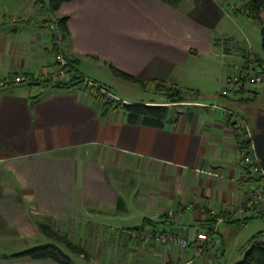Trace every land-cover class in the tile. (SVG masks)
Segmentation results:
<instances>
[{
	"label": "crops",
	"instance_id": "0c3cea01",
	"mask_svg": "<svg viewBox=\"0 0 264 264\" xmlns=\"http://www.w3.org/2000/svg\"><path fill=\"white\" fill-rule=\"evenodd\" d=\"M243 5L68 0L52 9L49 0H0V79L48 76L56 53L49 23L68 15L63 52L77 61L81 76L106 86L116 103L166 100L119 98L113 87L139 83L117 76L111 66L146 81V87L139 85L152 93L159 82L214 93L197 81L204 76L207 82L205 74L216 71L215 64L223 70L218 58L239 52L245 60L236 69L246 63V45L220 26L224 18L248 17ZM201 58L203 66L197 63ZM224 105L204 104L201 97L170 103L166 125L156 127L129 122L121 106L106 109L83 83L69 89L49 85L43 92L35 81L0 87V264H65L12 256L41 244L59 246L72 264L185 260L192 250L144 242L131 231L145 225L200 242L212 221L195 218L186 205L226 212L251 197L254 182L246 180L237 131ZM170 210L183 213L170 217ZM42 223L86 254L45 234ZM222 224L230 223L218 230ZM216 259L209 251L200 262L219 264Z\"/></svg>",
	"mask_w": 264,
	"mask_h": 264
},
{
	"label": "built area",
	"instance_id": "2783aa9c",
	"mask_svg": "<svg viewBox=\"0 0 264 264\" xmlns=\"http://www.w3.org/2000/svg\"><path fill=\"white\" fill-rule=\"evenodd\" d=\"M49 27L52 31L54 46L58 47L57 54L55 55L54 69L48 76H40L31 78L27 73H21L12 75L11 77L0 79V87L9 83H22L26 81H37L39 83V90L44 91L49 85H55L56 83H65L71 79L72 73L69 61L66 54L62 50V46L65 39V34L60 28L56 20L49 23ZM51 79V82L47 81ZM226 85L221 89V95L229 97L230 95L238 94L243 88H247L248 82L257 83L264 82V65L261 66L257 63L250 65L248 68L244 66H238L234 74L226 76ZM86 85L98 86V83L86 78ZM100 90L112 94L111 91L104 87H99ZM225 113L229 116L235 130L237 131V138L241 150V158L245 167L252 173L253 177L262 178L261 180H252L251 183L254 187H251V197L240 202L236 207L224 212L218 209H206L204 207H198L194 204L186 205L185 211L191 213L195 218H216L215 225L209 231L208 236L202 241L191 240L185 235H175L166 233L163 230H146V229H134L131 231L133 237L139 238L144 242H154L157 245H164L169 242L177 244L181 250H192V255L188 256L182 262H174L173 264H193L198 259H201L207 252L214 251L217 258H221L223 251L220 245V239L216 236L218 233V227L221 223L227 220H242L253 215H258L259 211H263L262 204H264V170L262 168L259 157L256 153L255 144L253 141L255 128L251 125L248 118H246L241 112L236 111L233 108L221 106ZM246 175V180L250 181ZM259 180V181H258ZM183 213V210H170L168 215L175 217L177 214ZM264 238H262V241Z\"/></svg>",
	"mask_w": 264,
	"mask_h": 264
},
{
	"label": "rangeland",
	"instance_id": "374dc122",
	"mask_svg": "<svg viewBox=\"0 0 264 264\" xmlns=\"http://www.w3.org/2000/svg\"><path fill=\"white\" fill-rule=\"evenodd\" d=\"M39 10L40 11L45 10V6L40 5ZM232 21L224 18L221 21L220 26L222 25L221 28L225 26L226 29H230L237 34L236 40L237 41L239 40L241 44L244 43L246 45V51L244 53L246 54L245 56L254 57L255 55H258L264 58V52L262 48L261 25L257 21L253 20L252 18H248V17H245L243 19L236 18V19H232ZM224 40L225 39H223V41ZM57 53H58L57 51L56 53H54V58L56 57L55 55ZM218 59L221 65H223L222 66L223 70L220 71L219 68L217 70L216 64H215V67L213 68H215L216 71L205 74V76L208 77L207 82L205 81L204 76H202L201 79L197 81L199 84L207 86L209 89L217 90L219 88L218 93H216L215 90L213 91L214 93H206V92L202 93L201 91V101L204 102V104H208V105L212 103L225 104L224 105L225 108L226 107L231 108L230 107L231 105L233 106V109H235L236 111L244 113V116L248 118L251 125L255 127L256 126L255 120H256V116L258 112L264 113V82H260V83L259 82L257 83L248 82L246 84L247 88L243 89V92L241 94H240L241 92L240 91L238 94L230 95L229 97H221L219 96V93L221 92L222 86L226 85V82H225L226 79L224 78H226L228 74L229 75L234 74V72L236 71V65L240 62L243 63L245 58L243 55H241V53L234 52V54L230 55L229 57H226V58L220 57ZM197 63L200 65L204 63L203 58L199 59ZM110 74L112 75V72H110ZM47 81L51 82V79H47ZM166 84L168 87L174 86L176 88H179L172 83L166 82ZM88 87L91 88L92 92L97 98L100 99V95H101L104 99H109L116 103L117 100H115L116 99L115 96L113 97L112 95H109L103 90H100L98 86H93L90 84L88 85ZM130 87L128 88V86L125 87L124 85H121L119 87H113V89L115 90V93L118 95L119 98L149 99L150 97L155 95L154 96L155 99L167 100L166 96L163 94L164 91L161 89L159 90L155 89V93H156L155 94L149 90V87L145 89L139 84L130 85ZM255 91H258V92H255ZM190 98H191V95L188 96V99ZM100 100L103 101L102 99ZM241 157L243 158L244 156L241 155ZM246 173L247 175L250 176L249 178L253 177L252 173L248 171V168H247ZM253 179L261 180L262 178L254 176L252 180ZM251 186L252 188L254 187L253 185ZM262 208L264 209V204H262ZM251 218L252 219L249 220L247 223H244L241 225L232 224V223L221 225L220 230L218 231V233H216V236L219 237L220 239L219 240L220 245H222V247L223 245L225 246V248L223 247V249H225L224 250L225 254L221 258L216 259L217 263L236 264L243 260L246 252L250 248V245L248 243L251 240V238L255 234H257L259 231L264 229V212L262 210L259 211L258 215L252 214ZM223 238H224V242H223ZM262 238H264V234H262ZM196 262L197 264H201L200 259H198Z\"/></svg>",
	"mask_w": 264,
	"mask_h": 264
},
{
	"label": "trees",
	"instance_id": "16d2710c",
	"mask_svg": "<svg viewBox=\"0 0 264 264\" xmlns=\"http://www.w3.org/2000/svg\"><path fill=\"white\" fill-rule=\"evenodd\" d=\"M65 1H68V0H49V4L52 9H58L60 5ZM169 1L176 2V0H169ZM243 1H244V5H243L242 11L248 17L257 21L261 25L262 48L264 52V18L262 17V12L264 11V0H243ZM68 19H69L68 15H65L63 17H59L56 19L60 28L63 30L65 36L68 32V26H67ZM57 50H58V47H55V52ZM66 57L69 61L71 72H73L71 76V80L65 83H56L54 86L63 88V89H69L74 86L80 85L82 83L85 84L86 78L81 76L76 70L77 61L73 59L72 57H69V56H66ZM246 58L247 59H246V63H244V67L248 68L250 65L254 63H257L261 66L264 65L263 57H254L253 59H251V57L246 56ZM111 67H112L113 72L117 76L125 80H128V81L137 82L141 84L142 86L146 87L147 85L146 81H143L137 78L136 76L126 71H123L121 69H118L114 66H111ZM27 75L30 76L31 78H35L34 75H31V74H27ZM36 82L37 81H35V84ZM93 82H96V81H93ZM37 84L39 83L37 82ZM98 85L99 87H104L108 89L106 86L100 83H98ZM167 87L168 86L166 82H159L156 84V89L163 90L164 91L163 94L167 98V100L163 103L143 102V101L142 102L119 101L118 103L115 104L114 101H111L109 99H104L101 95H100V99L103 100L104 106L106 109L115 107V105L121 106L127 113L128 121L131 123H144V124L151 125V126L164 127L167 122V116H168V112L170 108L169 106L170 103H174V102L180 103V102H188V101L194 102V101H199L201 97V93L199 91L190 92L189 90H185L180 87L179 88H176L174 86H170L168 88ZM243 89L241 90L240 94L243 92ZM255 92H258V91H255ZM189 95H191L190 99H188ZM219 96L224 97L223 95H221V93H219ZM242 114L244 115V113ZM254 128L256 129V126ZM207 219L212 221V224H213L212 227H213L215 225L216 218H213V219L207 218ZM250 219L251 217H247L246 219H242V220H227L226 222L241 225V224L247 223L248 220ZM144 226L141 228L144 229ZM40 227L45 234L63 242L72 251L81 253V254L83 253L86 254V250L83 247L72 242L66 235H63L53 230L50 225L42 223L40 224ZM212 227L208 231H211ZM152 230L156 231L157 229H152ZM262 234H264V229L259 231L257 234H255L251 238V240L248 243L250 245L249 250L246 252L243 260L236 264H264V242L262 241ZM24 255L32 256L35 258L51 257L60 263L72 264L70 257L66 253H64V251L59 246L54 245V244H41V245L33 246L23 251L12 254V256H24Z\"/></svg>",
	"mask_w": 264,
	"mask_h": 264
},
{
	"label": "water",
	"instance_id": "95a60500",
	"mask_svg": "<svg viewBox=\"0 0 264 264\" xmlns=\"http://www.w3.org/2000/svg\"><path fill=\"white\" fill-rule=\"evenodd\" d=\"M256 129L254 132L253 141L256 148L257 156L260 159L264 170V113L258 112L255 120Z\"/></svg>",
	"mask_w": 264,
	"mask_h": 264
}]
</instances>
